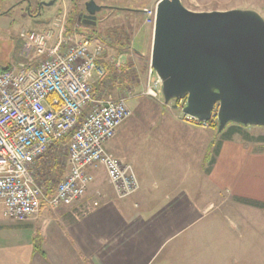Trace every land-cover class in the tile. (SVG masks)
Segmentation results:
<instances>
[{
    "label": "crops",
    "instance_id": "obj_1",
    "mask_svg": "<svg viewBox=\"0 0 264 264\" xmlns=\"http://www.w3.org/2000/svg\"><path fill=\"white\" fill-rule=\"evenodd\" d=\"M107 76L95 77V96ZM177 120L170 114L147 125L123 121L105 143L138 180L139 189L126 198L103 185L102 174L101 198L87 195L94 182L99 185L97 177L79 200L56 209L42 206L36 218L22 223L8 220L0 204V264H174L168 258L173 244L202 221L203 211L226 200L230 242L251 236L263 245L252 249L262 258L264 128L242 126L224 139ZM249 226L251 231L244 229Z\"/></svg>",
    "mask_w": 264,
    "mask_h": 264
},
{
    "label": "built area",
    "instance_id": "obj_2",
    "mask_svg": "<svg viewBox=\"0 0 264 264\" xmlns=\"http://www.w3.org/2000/svg\"><path fill=\"white\" fill-rule=\"evenodd\" d=\"M145 12L154 24L155 10ZM54 28L22 31L21 55L35 57L0 67V204L16 223L36 218L42 206L56 209L82 198L98 166L117 198L139 189L132 166L104 147L131 113L125 99L94 95L95 77L106 73L102 45ZM147 93L157 95L151 83Z\"/></svg>",
    "mask_w": 264,
    "mask_h": 264
},
{
    "label": "rangeland",
    "instance_id": "obj_3",
    "mask_svg": "<svg viewBox=\"0 0 264 264\" xmlns=\"http://www.w3.org/2000/svg\"><path fill=\"white\" fill-rule=\"evenodd\" d=\"M158 1L94 0L95 4L100 6V10L95 13L96 25L92 26L83 24L81 17L86 14L85 3L88 0H0V67L16 66L19 63L27 65L29 60L35 57L34 53L28 58L21 55L24 43L20 37L22 31H43L64 26L66 33L74 30L78 33L76 39L86 37L102 45L101 59L105 64L108 79L104 85H99L95 92L104 99H125L131 114L124 123L131 121L147 125L155 121L157 116L168 117L172 114L178 117L179 121L196 125L200 130L212 129L214 138H217L219 134L217 127L213 129L208 124L202 125L195 119L185 118L182 113L184 99H172L165 103L160 84L154 85L152 82L158 81L150 66L153 22L145 11L155 10ZM180 2L186 9L194 12L253 10L264 19V0H180ZM149 83L154 86L156 96L147 93ZM159 111L162 115L156 114ZM144 133L147 135L148 131ZM56 166L59 174L66 173L67 167L63 160ZM91 173L94 178L99 177L100 182L99 185L94 182L87 195L90 194L97 200L102 194L99 191L102 174L103 178L106 175L101 169H93ZM106 180L104 178L103 185H108ZM229 211L227 200L217 210L211 205L210 209L203 211L202 221L195 224L173 244L172 254L168 256L171 257L169 258L171 262L264 264V253L262 258L259 256L261 253L256 255L252 253V249L263 245L254 244L251 236L247 237L248 242L244 239H240V242L234 241V238L230 242ZM241 213L243 212L241 211L240 215L244 219ZM215 220L217 226H214ZM250 227L244 229L251 231ZM161 256L164 257V254Z\"/></svg>",
    "mask_w": 264,
    "mask_h": 264
},
{
    "label": "water",
    "instance_id": "obj_4",
    "mask_svg": "<svg viewBox=\"0 0 264 264\" xmlns=\"http://www.w3.org/2000/svg\"><path fill=\"white\" fill-rule=\"evenodd\" d=\"M50 4H53L50 2ZM100 10L85 3L83 24ZM150 66L164 102L184 99L183 115L264 128V19L253 10L194 12L180 0L155 7Z\"/></svg>",
    "mask_w": 264,
    "mask_h": 264
},
{
    "label": "trees",
    "instance_id": "obj_5",
    "mask_svg": "<svg viewBox=\"0 0 264 264\" xmlns=\"http://www.w3.org/2000/svg\"><path fill=\"white\" fill-rule=\"evenodd\" d=\"M68 21H70V19ZM123 67H125V66H122V68ZM215 113H216V108H214V110H213V115H212L211 119L207 122V124L213 129H215L218 126ZM242 128L243 127L241 125L228 124L221 132H219V134L221 135L222 138L228 139L232 135L239 133Z\"/></svg>",
    "mask_w": 264,
    "mask_h": 264
},
{
    "label": "flooded vegetation",
    "instance_id": "obj_6",
    "mask_svg": "<svg viewBox=\"0 0 264 264\" xmlns=\"http://www.w3.org/2000/svg\"><path fill=\"white\" fill-rule=\"evenodd\" d=\"M84 15V14H83ZM83 15L81 16L82 17V22H83Z\"/></svg>",
    "mask_w": 264,
    "mask_h": 264
}]
</instances>
